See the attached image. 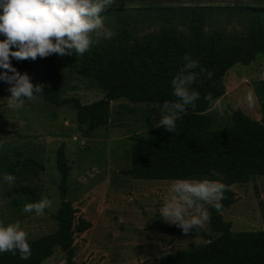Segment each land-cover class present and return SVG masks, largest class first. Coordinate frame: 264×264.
<instances>
[{
  "label": "rangeland",
  "instance_id": "obj_1",
  "mask_svg": "<svg viewBox=\"0 0 264 264\" xmlns=\"http://www.w3.org/2000/svg\"><path fill=\"white\" fill-rule=\"evenodd\" d=\"M149 1L217 6L233 0H113L101 14L105 27L111 29L109 16L114 8ZM233 25L237 27L227 22L226 30ZM52 57L50 61L38 56L25 65L22 73L44 87L37 99L26 100L22 108H8V85L0 84V223L18 222L29 242L64 231L71 240L75 264H159L209 251L218 246L223 232L215 215L232 234L264 230V166L252 163L228 185L227 204L219 210L204 205L209 218L196 231L183 233L164 222L158 208L172 180L221 177L216 169L218 176L211 175L212 169L126 173L132 165L134 139L154 127L165 101L130 92L154 90L164 83L134 74L120 59L106 64V75L101 77L78 55ZM221 85L212 98L220 101L223 115L209 101L191 112L206 116L213 127L227 126L237 117L264 123V53L233 62ZM54 91L66 100L51 103L47 96ZM74 100L92 107L78 113ZM60 145L68 166L64 197L55 163ZM4 174L14 179L4 180ZM42 198L50 201L42 214L21 211L24 203ZM66 262L67 252L56 242L35 264ZM0 264L23 263L0 259Z\"/></svg>",
  "mask_w": 264,
  "mask_h": 264
},
{
  "label": "trees",
  "instance_id": "obj_2",
  "mask_svg": "<svg viewBox=\"0 0 264 264\" xmlns=\"http://www.w3.org/2000/svg\"><path fill=\"white\" fill-rule=\"evenodd\" d=\"M114 10V14L109 16L113 36L101 39L78 56L87 60L88 66L101 77L106 75V64L120 59L125 69L134 74L164 83V87L154 90L143 88L130 92L139 96L174 100L170 80L187 53L212 73L211 76L200 73L190 84V88L200 94L195 106L205 105L206 93L214 96L221 91L222 77L228 66L239 59H250L257 52L264 53V4L259 0H233L231 4L217 6L149 1L138 7ZM227 22H234L237 27L233 25L227 31ZM53 54L45 58L52 61ZM29 61L31 59L10 60L19 72ZM47 98L55 104L66 100L59 98L55 91ZM74 101L78 113L92 107ZM191 108L187 107L178 115L173 132L153 127L145 135L136 137L132 146V165L126 173L141 175L219 170L220 180L226 186L220 202L223 206L229 200L228 185L237 179L242 169L250 163L264 166V123L237 117L227 126L213 127L206 116L192 113ZM55 163L60 173V195L64 197L68 166L62 145L56 150ZM215 218L223 228L218 246L159 264H264V230L232 234L218 215ZM56 242L61 243L67 252L66 264H75L72 261L71 240L64 231L46 235L40 241H28L31 254L27 259H21L19 254L12 252L0 253V259L35 264L50 252Z\"/></svg>",
  "mask_w": 264,
  "mask_h": 264
},
{
  "label": "clouds",
  "instance_id": "obj_3",
  "mask_svg": "<svg viewBox=\"0 0 264 264\" xmlns=\"http://www.w3.org/2000/svg\"><path fill=\"white\" fill-rule=\"evenodd\" d=\"M113 0H0V82L8 85V108L20 109L26 100H34L43 93V85L33 84L27 73L19 72L11 59L35 60L53 53L64 56L82 55L99 39H110L113 30L105 27L101 13ZM93 36L96 39H93ZM183 63L170 80L171 95L174 100L161 104L159 119L154 127H162L173 132L176 119L187 107L195 108L200 99L197 90L190 84L200 73L211 76L199 65V61L185 53ZM199 69V71H195ZM204 100L213 103L223 115L218 99L213 100L206 93ZM212 176L219 174L210 170ZM4 180L14 179L4 174ZM225 184L221 180L177 178L171 181L166 195L158 208L159 217L166 223L175 225L183 233L196 231L209 218L204 205L211 204L220 209L224 198ZM50 206V201L42 198L36 202H26L22 212L42 214ZM12 252L27 259L31 249L27 234L18 222L0 223V253Z\"/></svg>",
  "mask_w": 264,
  "mask_h": 264
}]
</instances>
